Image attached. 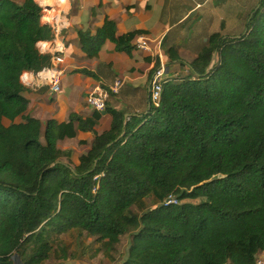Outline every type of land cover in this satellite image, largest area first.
<instances>
[{
    "label": "trees",
    "instance_id": "16d2710c",
    "mask_svg": "<svg viewBox=\"0 0 264 264\" xmlns=\"http://www.w3.org/2000/svg\"><path fill=\"white\" fill-rule=\"evenodd\" d=\"M258 1L243 34H212L190 63L169 50L159 107L150 99L147 112L126 118L102 86L109 92L104 112L43 123L28 114L22 76L51 66L52 56L38 45L52 39L53 28L37 0H0V264H46L60 236L72 231L110 248L133 234L124 264H256L264 253V0ZM143 34L118 36L109 19L95 32L78 31L89 58L107 41L131 54ZM173 64L189 74L173 77ZM159 67L158 61L151 77ZM105 113L112 123L98 134ZM79 132L93 141L74 162L73 152L58 145ZM58 250L60 264H72L68 250Z\"/></svg>",
    "mask_w": 264,
    "mask_h": 264
},
{
    "label": "crops",
    "instance_id": "0c3cea01",
    "mask_svg": "<svg viewBox=\"0 0 264 264\" xmlns=\"http://www.w3.org/2000/svg\"><path fill=\"white\" fill-rule=\"evenodd\" d=\"M243 1L57 0L59 5L52 11L56 12L53 26L48 21L53 37L38 46L43 53H59L64 58L59 66L63 71L61 90L54 93L35 74L26 73L24 95L29 100L28 114L43 123L67 122L72 114L90 117L94 110L87 106V96L99 86L110 89L117 82L118 92L110 97L111 106L129 116L147 112L151 106V73L157 62L167 65L169 50L176 48L180 58L190 63L212 34L237 35L233 28L237 15L244 9L251 14L259 2L255 0L244 6ZM107 19L115 22L118 36L143 32L149 40L150 53L137 49L131 54L118 52L116 45L107 41L97 58H89L80 44L78 31L95 32ZM81 70L96 74L97 79L78 72ZM177 71H181L180 66L173 64V77ZM111 123L112 117L103 114L96 132L102 134ZM82 141L86 144H81ZM92 141L91 133L79 132L76 138L61 141L58 146L63 151L71 150L73 161L77 162L89 151Z\"/></svg>",
    "mask_w": 264,
    "mask_h": 264
},
{
    "label": "rangeland",
    "instance_id": "374dc122",
    "mask_svg": "<svg viewBox=\"0 0 264 264\" xmlns=\"http://www.w3.org/2000/svg\"><path fill=\"white\" fill-rule=\"evenodd\" d=\"M37 1L44 9L43 21L47 24L50 21L52 23L54 14H56V12L53 13L52 11L54 7L59 5L57 0L49 2L45 0ZM243 2L244 6H246L249 2L254 3L255 0H244ZM257 6H255V8ZM230 9H233L232 13H234V8L231 7ZM249 15L250 13L248 14L246 9L237 15L235 26H233L236 32H238L237 35H241L246 31ZM177 72L178 74L175 76L177 78L185 77L189 74L186 69ZM147 206L150 208L153 207V202L150 199L147 200ZM132 210L135 214H141V211L136 207ZM132 235L133 234H129L121 237L120 242L113 248H110L103 242L97 241L96 238L89 237L85 232L72 231L63 234L60 236L58 244L54 246V253L46 264H60L59 256L61 253H59L58 247H64L68 250V255L70 256L69 263L72 264H124L128 258V252L132 244Z\"/></svg>",
    "mask_w": 264,
    "mask_h": 264
},
{
    "label": "built area",
    "instance_id": "2783aa9c",
    "mask_svg": "<svg viewBox=\"0 0 264 264\" xmlns=\"http://www.w3.org/2000/svg\"><path fill=\"white\" fill-rule=\"evenodd\" d=\"M51 23V21H50ZM53 23H51L52 25ZM53 26V25H52ZM135 49L143 50L150 53L149 40L144 36H138L134 41ZM52 64L49 67L44 68L39 73L35 74V76L39 79V81L43 85H47L51 88L54 93H59L61 90V77L63 75V71L59 68L61 64L64 63V58L59 54H52ZM169 68L165 63L160 62V67L153 72L151 77L150 84V99L151 103L155 107H159L161 102V95L163 91V86L168 81ZM23 83H27L28 78L25 73L22 76ZM119 82H117L114 87L110 88V91L115 93L118 92ZM109 99V92L102 86L97 87L91 94H89L86 98V104L89 108L93 109L97 112H104L107 108V102ZM175 202L172 199L168 200V203ZM256 264H264V253L260 254L256 260Z\"/></svg>",
    "mask_w": 264,
    "mask_h": 264
},
{
    "label": "bare ground",
    "instance_id": "6f19581e",
    "mask_svg": "<svg viewBox=\"0 0 264 264\" xmlns=\"http://www.w3.org/2000/svg\"><path fill=\"white\" fill-rule=\"evenodd\" d=\"M46 2L52 1V0H45ZM42 45V44H41ZM45 48V47H44ZM38 73V72H37Z\"/></svg>",
    "mask_w": 264,
    "mask_h": 264
},
{
    "label": "water",
    "instance_id": "95a60500",
    "mask_svg": "<svg viewBox=\"0 0 264 264\" xmlns=\"http://www.w3.org/2000/svg\"><path fill=\"white\" fill-rule=\"evenodd\" d=\"M129 115H126V118H128Z\"/></svg>",
    "mask_w": 264,
    "mask_h": 264
}]
</instances>
